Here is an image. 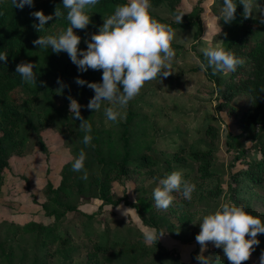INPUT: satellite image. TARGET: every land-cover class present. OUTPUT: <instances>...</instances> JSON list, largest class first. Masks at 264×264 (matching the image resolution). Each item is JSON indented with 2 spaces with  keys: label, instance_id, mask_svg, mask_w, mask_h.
Returning <instances> with one entry per match:
<instances>
[{
  "label": "trees",
  "instance_id": "trees-1",
  "mask_svg": "<svg viewBox=\"0 0 264 264\" xmlns=\"http://www.w3.org/2000/svg\"><path fill=\"white\" fill-rule=\"evenodd\" d=\"M204 1L198 0L189 13H183L178 9L181 0H150V13L166 6L182 20L175 22L151 14L152 17L173 30L195 28L197 39L203 32ZM234 2L236 19L225 24L220 17L223 0H213L211 13L219 32L210 47L223 41L221 46L243 59V65L234 72L214 74L207 67V59L200 55L220 96L215 110L226 112L238 129V134H229L228 144L235 146L236 137L250 144L237 149L226 177L213 148L218 137L215 118L181 141H175L173 134L164 133L148 116L136 111L134 103L122 110L123 120L102 119L103 113L86 107L94 91L75 83L77 78L101 83L102 71L80 72L66 52L57 54L51 48L33 45L40 36L58 35L70 26L62 0H33V7L23 9L14 8L11 0H0V54L8 57L6 63L0 61V187L14 155H25L35 143L46 151L41 139L45 129L55 132L70 153V160L60 168L58 186L47 181L40 200L32 198L42 211L38 220L0 224V264H183L158 241L146 244L141 231L100 215L102 208L98 213L81 209L96 200L112 207L129 205L126 196H115L114 184L133 185L136 201L130 205L144 226L183 242L195 238L202 216L219 209L225 192L229 200L226 203L242 206L264 221V210L245 199L249 189L264 193V16L254 7L252 16L245 19L243 5L239 0ZM125 3L127 0H99L88 11L91 22L87 28L74 29L81 37L79 50H86L84 41L98 32L103 18L112 14L116 5ZM258 3L264 7V0ZM57 7L60 18L53 16L38 32L33 25L39 21L31 13L53 15ZM22 61L35 64L37 85L23 82L15 72ZM58 78L62 91H58ZM68 97L81 105V116L91 124V132L87 133L92 137L89 145L82 143L85 132L79 129L81 121L69 110ZM82 148L86 153L87 180L81 179L83 172L72 171L73 160ZM173 171H180L182 179L194 183L196 189L190 201L184 199L182 192H173L171 206L159 210L154 206L153 190L159 179ZM257 239L260 243L254 246L245 264H258L252 259L259 260L264 252V234H258ZM203 256L210 258L211 264H229L222 249L211 248Z\"/></svg>",
  "mask_w": 264,
  "mask_h": 264
},
{
  "label": "clouds",
  "instance_id": "clouds-1",
  "mask_svg": "<svg viewBox=\"0 0 264 264\" xmlns=\"http://www.w3.org/2000/svg\"><path fill=\"white\" fill-rule=\"evenodd\" d=\"M14 8L23 9L25 6L33 7V0H11ZM99 0H62V6L66 9V20L69 23L64 31L58 35L40 36L33 41L39 48H51L54 53L66 52L71 62L77 66L80 72L102 71L101 83H88L80 78L75 80L79 86L87 85L94 91V97L90 99L87 108L98 111L102 103L110 106L104 109L109 121L117 122L121 117L120 109L127 107L128 103L138 96L147 82L157 77L167 78L172 74L171 65L175 58V51L171 47L175 39L174 30L166 24L158 22L150 13V0H127V3L116 5L114 12L107 18H103V24L98 32L91 34L90 40L86 39V50H79L81 37L76 35L74 29L85 30L91 20L88 11L95 7ZM243 5V17L249 18L253 14V8L264 16V7L258 0H239ZM237 4L234 0H223L220 17L225 24H231L236 19ZM31 15L39 21L33 27L41 32L45 25L53 20V16L60 18L58 7L53 15L46 16L43 11H36ZM177 21L182 16L176 17ZM264 23V20H261ZM226 35V34H225ZM223 41L216 46L200 49L207 59V67L212 68L213 73L236 71L237 66L244 61L235 54L221 46ZM7 55L0 54V61L7 62ZM201 64V68H205ZM35 64L22 61L16 66L15 72L20 75L22 81L37 85V75L34 72ZM58 91H62V81ZM45 86V82H41ZM264 92V88H261ZM69 110L73 117L80 120L79 129L85 132L82 143L89 145L92 137L91 124L81 116V105L68 97ZM86 153L83 148L72 163L73 172H83L81 179L87 180L88 174L84 170ZM196 185L182 179L180 171H173L165 178L159 179L158 186L153 190L154 206L159 210H167L173 203V192H182L184 199L191 200ZM130 210V209H129ZM127 212H125L126 215ZM200 231L195 236L196 242L201 246V253L211 243L215 248L222 249L223 255L229 264H245L260 241L258 234H264V221L260 217L248 213L242 206L225 203L214 213L203 215L199 223ZM155 228H144L143 237L146 244L155 243L163 236ZM200 264H211L210 258L202 254L195 257ZM259 264H264V252L259 257Z\"/></svg>",
  "mask_w": 264,
  "mask_h": 264
},
{
  "label": "rangeland",
  "instance_id": "rangeland-1",
  "mask_svg": "<svg viewBox=\"0 0 264 264\" xmlns=\"http://www.w3.org/2000/svg\"><path fill=\"white\" fill-rule=\"evenodd\" d=\"M197 1L181 0L178 9L183 13H189ZM212 4L213 0H205L202 4L204 9L203 32L199 38H195V28L174 29L176 35L172 48L175 51V58L171 65L172 74L167 78L157 77L147 82L140 94L129 103H134V109L148 116L164 133L173 134L172 139L175 141H181L182 138L201 131L208 125L210 119L215 118L218 137L213 148L218 161L223 166L221 170L227 177L237 149H245L250 144L241 137H236L235 146L228 144L229 134L233 132L238 134V129L226 112L218 113L215 110L220 96L214 82H211L204 68H201V64L204 63L200 57L202 54L200 49L210 47L211 40L219 32L211 13ZM151 14L177 22L178 15L171 14L166 6L151 10ZM109 106L107 102L102 103L99 110L104 114V117L101 116L102 119L106 118L104 109ZM122 110L120 109L121 112ZM119 119H124L123 114ZM41 137L46 144L45 152L35 143L31 149H27L28 152L25 155H14L9 162L8 169L4 172V183L0 187V224L3 221L23 224L31 218L38 220L42 211L40 206L32 201V198L36 197L40 200L41 189L47 181L55 187L59 184L60 168L70 160L69 149L51 129L42 131ZM112 190L115 196H126L131 205L136 201L131 183L125 187L114 184ZM246 193V200L252 202L257 209L264 210V193L250 189ZM226 202H229L227 192L221 198L219 208ZM130 204L121 203L112 207L101 205V202L96 200L91 204L81 206V209L87 213H98L99 208H102L104 211L100 212V215H105L104 217L112 218L119 224L131 226L143 233V229L149 227L142 224L138 213ZM215 211L213 210L212 213ZM125 212H127L126 215ZM158 242L165 250L174 252L183 264H199L200 262L195 257L207 254L211 248H214L209 243L201 253V246L195 238L189 242H183L167 233ZM252 261L259 264V260L252 259Z\"/></svg>",
  "mask_w": 264,
  "mask_h": 264
}]
</instances>
